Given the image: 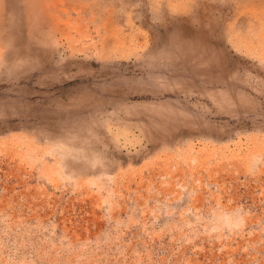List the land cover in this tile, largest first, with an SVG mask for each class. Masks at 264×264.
<instances>
[{"label": "rangeland", "instance_id": "rangeland-1", "mask_svg": "<svg viewBox=\"0 0 264 264\" xmlns=\"http://www.w3.org/2000/svg\"><path fill=\"white\" fill-rule=\"evenodd\" d=\"M10 54L0 264H264V0H0Z\"/></svg>", "mask_w": 264, "mask_h": 264}, {"label": "bare ground", "instance_id": "bare-ground-1", "mask_svg": "<svg viewBox=\"0 0 264 264\" xmlns=\"http://www.w3.org/2000/svg\"><path fill=\"white\" fill-rule=\"evenodd\" d=\"M29 1V0H28ZM22 3H25V2H23L22 1ZM10 5H8V6H6V9H5V11L4 12H7V13H9L7 10H8V7H9ZM213 9V8H212ZM215 10V9H214ZM7 16V14H5V17ZM4 20V22H8V18L6 17V18H4L3 19ZM9 20H10V18H9ZM245 24V23H244ZM9 39H11V37L9 38ZM53 39V36H51V40ZM50 40V38L46 41V42H50L51 41ZM9 43H10V41H9ZM11 56H4V60H2L1 61V64H0V69L3 71V70H5L6 69V67L7 66H9V67H13L14 66V63L15 62H13V60H15V58H14V55H12V54H10ZM6 59L8 60L7 62H6ZM15 69V68H14ZM127 106H126V104L125 105H123V106H120V108L121 109H125ZM112 162L111 161H107V163H100L101 164V166H103V164H107V165H109V164H111ZM106 165V166H107ZM104 167V166H103Z\"/></svg>", "mask_w": 264, "mask_h": 264}]
</instances>
